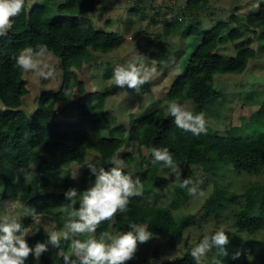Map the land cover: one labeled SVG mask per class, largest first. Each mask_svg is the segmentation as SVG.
<instances>
[{"label":"trees","instance_id":"1","mask_svg":"<svg viewBox=\"0 0 264 264\" xmlns=\"http://www.w3.org/2000/svg\"><path fill=\"white\" fill-rule=\"evenodd\" d=\"M47 2L37 1L29 7V0H25L22 12L11 18V29L0 36V195L3 200H16L24 210L34 208L36 216L58 217L64 206L71 204L64 195L74 187L69 166L85 163L88 150L93 149L100 154L103 167L108 170L112 167L108 159L131 139L150 151L149 157L144 159L147 165L141 179L144 190L142 195L130 198L126 212H117L115 224L130 230L131 222L147 223L154 236L180 241L193 216L178 220L170 207L149 204L144 198L161 182L158 170L163 165L151 164L152 148L168 147L177 162L199 166L215 180L226 167L249 173L264 170V99L252 129L236 130L232 136L208 132L196 136L184 132L176 127L174 117L158 110L139 118L132 117L127 138L125 128L113 127L116 117L105 110L107 90L84 93L77 78L71 80L73 69L81 70L92 50L104 53L119 47L120 35L116 31L98 29L83 15L94 10L97 0H64L56 5ZM187 6L199 9L205 7L206 2L188 0ZM250 21L257 26L264 25V5ZM227 31L232 39L241 36L238 28L230 29L226 22L192 26L191 34L200 37L201 42L173 80L167 93L169 98H189L203 105L217 94L213 82L216 74H239L245 70L250 58L255 56L253 48L241 43L235 55L216 51ZM38 44H47L59 58L64 81L58 90L42 91L38 106L29 116L20 108L29 90L24 72L15 66L14 57L21 49L36 48ZM76 83L81 86L83 95L74 97L72 91ZM142 87L145 90L149 86L145 83ZM59 103L65 105L58 113ZM29 161L36 163L35 169L28 167ZM61 172L65 177L61 178ZM31 174H35L34 186L29 183ZM59 186L63 187L62 191H41ZM185 191V188L176 190L175 199L179 200ZM240 197L244 198V203L235 213V225L249 233L264 228V188L255 184L239 195L215 181L204 208L217 216L228 203L239 202ZM32 222L33 217L27 215L25 224ZM110 227L109 220L102 221L95 237L99 238L102 232L110 233ZM26 239L31 246L38 241L46 242L47 235L40 230ZM63 256L59 248L49 245L39 261L30 255L26 264H64ZM164 264H196V261L189 249Z\"/></svg>","mask_w":264,"mask_h":264},{"label":"rangeland","instance_id":"2","mask_svg":"<svg viewBox=\"0 0 264 264\" xmlns=\"http://www.w3.org/2000/svg\"><path fill=\"white\" fill-rule=\"evenodd\" d=\"M37 1H48L56 5L64 0H29V7ZM206 2L203 8H189L188 0H97L92 12L83 15L89 18L98 29L116 31L120 35L119 47L107 52L91 51L84 61L81 70L73 69L71 80L77 78L85 92L105 91L107 98L105 110L116 117L113 127H123L125 136L129 137L132 117L139 118L145 114L162 110L166 116L167 105L170 102L182 104L186 110L202 113L206 121L208 133L232 136L236 130L252 129L258 119V110L264 99V25L257 26L250 18L258 12L264 0H200ZM219 22H226L229 28H238L241 36L232 39L228 31L223 34L224 41L218 45L217 52L225 55H235L240 44H245L255 50V56L242 73H225L214 76V85L217 94L203 105L196 104L189 98L171 99L167 96L168 90L176 75L184 68L185 62L195 52L201 42L200 37L191 34L192 26L200 23L202 26H213ZM143 54L145 65L155 67L156 72L147 82L148 88L140 86L139 91L134 88L116 87L111 82L113 68L125 62L131 55ZM51 63L56 67L55 76L47 80L32 73H24L29 92L24 96L21 109L29 116L38 106L39 96L44 90H58L64 81L60 60L53 56ZM76 83L73 95H83L81 86ZM145 86V84H144ZM67 103V102H65ZM65 103L58 104V113ZM67 121V120H64ZM104 134L106 131H103ZM149 149L139 145L137 141L128 139L119 149L118 155L123 161L125 173L133 178L142 179L143 171L147 168L146 160ZM94 162L103 166L100 154L89 149L85 163H72L69 170L79 168V176L72 179L74 187L81 193L95 182V175L86 165ZM113 166V165H112ZM183 169L181 180L191 178L192 184L204 195L193 197L188 189L181 193L176 200V190L181 189L174 182L175 174L170 178L163 177L168 172L163 166L158 170L161 182L145 195V201L152 205L170 207L178 220L191 215L185 226L184 236L180 241L169 240L167 237L153 236L147 242L139 243L133 259L126 264H164L167 260L182 256L189 249L200 242L205 235H211L221 225L230 236L225 246L226 255H218L217 250L210 251L202 260V264H214L213 258L221 260L222 264H264V228L249 233L240 230L234 222L235 213L244 203H228L216 216L204 208V204L215 188V181L231 192L241 195L253 184L264 188V170L260 173L236 171L230 167L222 170V174L215 180L201 167L191 164H181ZM29 183H35V174L29 176ZM147 182H150L149 180ZM49 190L62 191L63 187H48ZM77 202H79L77 200ZM11 212L20 220L23 226L27 215L24 207L16 200L5 201L0 195V215ZM73 219L65 214L64 210L58 217L40 215L35 220L40 222L41 230H60L64 222ZM110 221V233L116 234L128 231L118 226L116 214ZM32 236L29 234L27 237ZM95 236L94 233L83 234L81 239ZM70 243L62 240L59 253L65 255L70 252ZM239 253L237 256L236 254ZM250 257V259H249Z\"/></svg>","mask_w":264,"mask_h":264},{"label":"clouds","instance_id":"3","mask_svg":"<svg viewBox=\"0 0 264 264\" xmlns=\"http://www.w3.org/2000/svg\"><path fill=\"white\" fill-rule=\"evenodd\" d=\"M25 0H0V36L8 33L12 27L13 17L18 16L24 9ZM54 51L47 44H38L36 48L26 47L14 57L15 66L24 73H32L47 80L55 76L56 67L51 60ZM156 68L145 65L144 55H131L125 62L117 64L112 71L111 82L120 88H134L139 91L140 86L151 80ZM166 114L174 117L176 127L184 132H191L199 136L206 132V121L202 113H193L178 103L170 102ZM151 164H162L169 171L163 177L170 178L175 174V183L180 188H187L191 196H203L204 192L192 184L191 178L180 179L183 173L181 164L174 159L168 147L152 148ZM113 166L106 170L101 163L88 162L86 165L95 175V182L82 193L75 187L69 188L65 198L71 202L64 206V212L72 217L64 222L60 230L49 231L44 228L47 235L46 242L38 241L35 245L28 243L26 237L35 235L40 230V222L35 220L37 215L34 208H26L24 215H30L35 221L25 227L11 212L0 215V264H26L27 258L32 255L39 261L42 254L49 250V245L59 248L61 241H70V252L63 256L64 264H126L133 259L137 251L138 242L144 243L153 238L147 223L137 224L131 222L130 230L116 234L102 232L99 238L95 236L88 239L80 237L86 233H95L98 225L105 220L113 218L117 212L128 210L131 197L143 194L144 185L140 177L125 173L123 161L118 155L108 159ZM29 168L35 169L36 163L29 161ZM79 168L74 169L70 178L77 179ZM61 178L65 177L63 172ZM77 200L79 207H76ZM230 236L221 225L211 235H205L198 244L190 249V255L196 264H202L203 258L213 249L218 255H226V245ZM237 256L239 253L236 254ZM73 256L75 259H73ZM250 259V257H249ZM251 260V259H250ZM214 264H222L221 260L213 258Z\"/></svg>","mask_w":264,"mask_h":264}]
</instances>
